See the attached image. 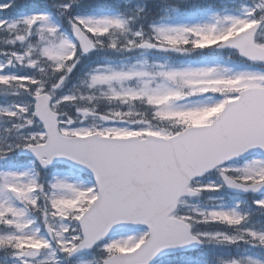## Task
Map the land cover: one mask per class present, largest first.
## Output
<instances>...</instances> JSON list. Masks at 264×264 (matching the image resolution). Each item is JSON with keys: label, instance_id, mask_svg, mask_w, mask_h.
Listing matches in <instances>:
<instances>
[{"label": "snow or ice", "instance_id": "obj_1", "mask_svg": "<svg viewBox=\"0 0 264 264\" xmlns=\"http://www.w3.org/2000/svg\"><path fill=\"white\" fill-rule=\"evenodd\" d=\"M0 264H264V0H0Z\"/></svg>", "mask_w": 264, "mask_h": 264}, {"label": "rangeland", "instance_id": "obj_2", "mask_svg": "<svg viewBox=\"0 0 264 264\" xmlns=\"http://www.w3.org/2000/svg\"><path fill=\"white\" fill-rule=\"evenodd\" d=\"M27 1H29V0H27Z\"/></svg>", "mask_w": 264, "mask_h": 264}]
</instances>
